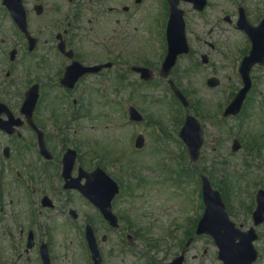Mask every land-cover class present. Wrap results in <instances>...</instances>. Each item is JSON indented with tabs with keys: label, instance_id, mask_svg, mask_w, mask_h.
<instances>
[{
	"label": "rangeland",
	"instance_id": "rangeland-1",
	"mask_svg": "<svg viewBox=\"0 0 264 264\" xmlns=\"http://www.w3.org/2000/svg\"><path fill=\"white\" fill-rule=\"evenodd\" d=\"M244 1L250 6L248 11L250 10L251 13L253 8H261L262 0ZM123 2L131 8L130 25L129 21L113 26L107 23L112 16L124 18L121 14L117 16L115 13L107 12V8L121 7L122 3L118 4L111 0L97 3L98 19H106H101L97 23L98 35L91 36L93 41H88L85 36L82 38L83 44L117 46L113 48L115 55L119 54L123 57L128 55L122 51L128 50L129 66L137 65L147 59L151 62L150 67L155 72L156 78L152 79L150 84L138 85L135 81L136 74L130 73L119 90H116V81L111 78L112 81L106 86V98L98 96L93 100H80L78 107L90 112L91 115L82 119L84 120L82 123H88L82 127L83 131L77 133V139H72L70 142L73 146L79 147L81 158L86 161H89L90 156L96 158L99 162L98 166L102 168L105 166L112 178L121 180L124 189L113 205L114 213L121 219L120 228L114 231L108 229L99 214L78 201L74 193L69 195L71 201L68 205L73 204L80 222L85 218L88 219L98 236L105 234L108 237V242L103 248L106 253L104 264L167 263L179 255L186 240L193 236L194 228L202 213L199 175L206 176V170L210 173L211 178L209 176L208 178L212 187L221 194L230 219L236 225H242L243 229L252 225L250 214L254 209L256 187L259 185L264 189V113L263 109L256 107L264 98V73L261 70L255 72L254 89L239 121L220 122L217 115L221 113L220 108L224 105L227 94L236 92L239 88L238 82L234 79L236 75L234 67L230 64H222L220 56L216 54L211 58L213 63L208 69L201 67L198 58L182 59L173 70L171 77L186 91L190 108L184 111L171 97L168 86L157 75L156 62L159 61V54L163 52L160 47L162 43L164 47L167 17L164 0H141L140 3L124 0ZM83 3L89 4L85 1ZM208 3L203 16H197L189 6L181 4L180 7L185 10L186 22L194 21L199 24L203 22L205 32L212 29L210 36L209 33H202V39L214 42L220 50L232 48L234 44L239 45L240 34L226 21V18L234 20V2L208 0ZM86 15L89 16L87 13ZM187 36L192 41L194 50H199L198 42L195 40L196 35H189L187 29ZM202 49L204 50V47ZM161 57L163 58V55ZM116 69L124 72L126 70L121 66V62L117 64ZM212 75L222 78L221 87L208 89L204 85V80ZM101 86L105 87L103 84ZM97 89L101 87L97 85ZM50 100H45V107L52 110V105L55 103L49 102ZM123 103L135 106L146 116V122L127 124ZM39 109H42V106ZM82 114L87 113L82 112ZM186 114L197 117L205 129V145L199 161L194 165L190 163L187 155L183 154V144L181 145L178 140L180 122ZM138 134H142L145 138L142 152H137L133 146ZM235 137L240 140L242 149L234 154L230 151V145ZM213 138H216L215 154L210 151ZM252 144L257 148L260 146L259 156L253 154L251 157L252 151H247L246 146ZM108 160L118 163L106 164ZM122 167L126 170L123 175ZM6 172L5 167L0 171L2 174ZM21 193V188H17L16 194L21 195ZM59 197L60 203L66 205L63 194ZM26 211V206L18 203L11 209H5L4 218L10 220V214L14 213L17 227L26 226ZM41 217L39 219L45 228L38 227V231L44 235L50 232L51 246L56 255L55 264H90L89 252L83 245L85 244L83 227L57 229L53 226L52 228L47 216ZM51 217L52 215H49V219ZM129 222L133 223L131 229L137 228L143 234V238H135V248L130 252L121 244L126 234L122 231L128 229ZM55 225L66 227L61 222ZM14 226L13 222L12 228ZM257 233L259 240L255 242L258 251L256 264H264V225L257 228ZM119 247L124 250L123 253L118 250ZM110 250H112L111 255H109ZM18 262L20 264V261ZM184 264L222 263L217 259V250L212 240L200 236L190 245Z\"/></svg>",
	"mask_w": 264,
	"mask_h": 264
},
{
	"label": "flooded vegetation",
	"instance_id": "flooded-vegetation-1",
	"mask_svg": "<svg viewBox=\"0 0 264 264\" xmlns=\"http://www.w3.org/2000/svg\"><path fill=\"white\" fill-rule=\"evenodd\" d=\"M17 1L20 2L25 14V31L19 27L17 21L9 12V4L17 10L16 0H0V102L8 109L0 113V123H3L8 130L6 132L0 129V170L4 166L7 171L6 174L0 173V264H18V261H20V264H42L39 255L40 247L43 244L47 246L51 263L55 264L56 255L53 253L49 241V233L40 235L31 226L18 229L17 222L13 219L14 213H11L10 220L4 218L6 216L5 209H11L18 204L17 199H15L17 189L13 188L11 182L17 177L22 179L24 174L29 182L35 183V181L40 180L43 195L47 194L50 197L51 202L55 204L54 207L57 205L59 200L58 188L56 192H53L54 189L50 190L49 181L50 179L56 181V186L61 182L62 188L63 180L60 177L61 159L68 146H72L69 145L70 140L65 142L66 147L60 146L62 138L59 125L64 123L66 119L80 125L82 110L80 108L75 109L78 107L80 100H93L103 95L102 91L106 90L107 83L112 81L111 78L113 81L120 79L122 83L125 79H128L131 71V66H129L130 55L128 50L122 51L128 55L127 57L119 54L115 55L113 48L117 46L83 44V37L86 36L88 41L92 42L91 36L98 35L94 18L83 16V0ZM89 1L92 2L93 0ZM235 1L234 20L226 18V21L240 34L239 45L235 46L234 44L232 48H221L220 50L214 42L202 39V33H209L210 36L212 32V29L207 30V32L203 30L205 27L203 22L201 24L194 21L187 22L186 29H188L189 35H196L195 40H197L199 48V50H194L192 41L188 40L190 46L188 58H198L201 61L203 57L206 64L202 67L208 69L213 63L211 59L213 55H219L222 64H230L234 67L236 74L234 79L239 84L238 91L242 87V79L238 69L252 48L249 38L236 27L239 11L243 10L249 24L256 27L264 21V0L261 1V8H253L252 13L250 10L248 11L250 6L246 4L247 1ZM182 4L189 6L197 16H203L208 8L207 6L202 12H197L192 9L191 4ZM107 23L114 25L113 21ZM125 23L126 21L122 22V24ZM115 24H120V21L116 20ZM258 38L260 45L256 50V57L262 61L264 60V28L262 26L259 27ZM202 47H204V50ZM158 58L159 61L156 64L158 63L157 67H160V54ZM73 62H77L84 67L104 64H108L110 67L102 69L96 74H85L79 77L71 88L68 86L63 87L61 81L65 77L67 68ZM120 62L121 66L126 68L125 72L116 69L117 64ZM150 63L149 60L144 59L137 66L151 69ZM195 63L197 64V62ZM211 70H213L212 67ZM257 70L264 73V65L256 63L251 68L252 88L246 95L240 114L244 111V107L246 108L248 105L249 96L254 89L255 72ZM152 72L155 74L153 70ZM210 77H215L219 81L218 86H222V78L220 79L214 75ZM154 78H156V74ZM102 84L105 85L104 88H102ZM33 85L39 86V99L44 96V99L53 98L55 101L70 100L73 104L72 107L67 106V104L61 106L55 104L52 105V110L45 107L46 105L39 109L41 102L39 105L37 104L38 107L33 113V122L43 134L45 146L50 154L48 158L41 157L37 146V135L26 123L20 111L25 91ZM97 85L101 89H97ZM57 90L61 92L56 94ZM236 92L228 93L229 97L225 100L222 107L223 111ZM256 107L264 110V98ZM72 132L73 135L68 139H72L77 130ZM215 141L216 138L212 142L215 143ZM211 151L215 154L216 147H212ZM12 168L16 169L15 173H13ZM96 168V158L90 156L89 161H86L77 156L76 162L70 171V178L82 176ZM20 169L24 171V174ZM35 190L34 188L33 191ZM63 193H65L64 190ZM77 196L79 198L78 194ZM70 211L71 209H68V212ZM70 221L72 226H77V223L80 225L86 223L85 221L78 222L77 215L76 219ZM13 222L15 223L14 228H12ZM30 231L33 232V246L31 249H27ZM105 241V237L101 238L100 250ZM8 256L10 259L7 260Z\"/></svg>",
	"mask_w": 264,
	"mask_h": 264
},
{
	"label": "water",
	"instance_id": "water-1",
	"mask_svg": "<svg viewBox=\"0 0 264 264\" xmlns=\"http://www.w3.org/2000/svg\"><path fill=\"white\" fill-rule=\"evenodd\" d=\"M169 4L170 17L167 26V41H168V53L166 59L162 66V73L167 76L171 67L176 61L177 55L186 52V41L184 37V23L182 20V11L177 9L179 0H167ZM183 1H193L198 3L200 7H203L205 0H183ZM254 52L248 58H246L242 73L244 80L246 82L245 89L242 90L236 97V100L227 109L226 116L230 114H235L238 112L242 102L244 93L249 87L248 82V71L252 63L255 61L256 55V45L253 48ZM175 90V89H174ZM177 96L182 101L184 106H187L186 100L182 95L176 91ZM131 119L134 121H140L141 118L136 111L131 109ZM202 130L199 123L192 117H187L185 125L181 129L180 137L187 145L188 153L190 159L195 161L198 158L199 148L202 144ZM142 141L139 138L136 142V146L140 147ZM237 142H234L233 150L237 149ZM112 185L111 189L107 191L100 192L99 185L94 184L90 189L88 187V192L86 196L96 203V199L99 200L98 204L101 207V211L104 217L111 222L112 225H116V219L110 213V201L111 198L117 193V188L115 184L110 182ZM110 190V191H109ZM202 192L203 201L205 205V211L200 219L196 235L206 234L212 237L215 245L217 246L218 258L223 262V264H253L256 259V253L252 246V242L256 239L254 229L251 228L247 232H240L235 228L234 224L229 220L224 205L216 191H212L209 182L206 178L202 177ZM255 224H258L264 220V192L259 191L257 195V209L253 214ZM89 230V229H88ZM89 243H91V248L93 255H97L94 243L92 241L91 233L87 234ZM189 243V242H188ZM182 257L177 258L171 264H181Z\"/></svg>",
	"mask_w": 264,
	"mask_h": 264
}]
</instances>
